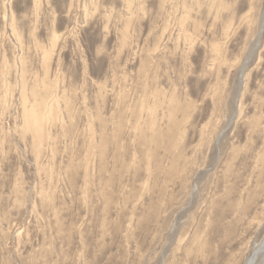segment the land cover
Here are the masks:
<instances>
[{"label":"rangeland","instance_id":"obj_1","mask_svg":"<svg viewBox=\"0 0 264 264\" xmlns=\"http://www.w3.org/2000/svg\"><path fill=\"white\" fill-rule=\"evenodd\" d=\"M263 239L264 0H0V264Z\"/></svg>","mask_w":264,"mask_h":264},{"label":"bare ground","instance_id":"obj_2","mask_svg":"<svg viewBox=\"0 0 264 264\" xmlns=\"http://www.w3.org/2000/svg\"><path fill=\"white\" fill-rule=\"evenodd\" d=\"M254 253L248 258L246 264H263L264 261V239L261 245L253 251ZM260 258V260H259Z\"/></svg>","mask_w":264,"mask_h":264}]
</instances>
